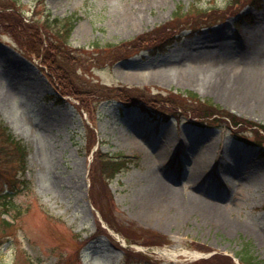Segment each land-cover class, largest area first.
<instances>
[{
  "label": "rangeland",
  "instance_id": "374dc122",
  "mask_svg": "<svg viewBox=\"0 0 264 264\" xmlns=\"http://www.w3.org/2000/svg\"><path fill=\"white\" fill-rule=\"evenodd\" d=\"M196 1L0 0V118L28 146L31 186H17L9 216L0 208V264H223L245 243L264 261V0L233 9L200 0L212 9L172 20L178 4ZM69 17L75 28L61 42L53 19ZM36 20L42 58L59 73L31 53L41 43L27 28ZM126 41L134 47L118 48ZM110 90L128 91L133 104ZM206 100L244 124L197 118ZM96 145L133 161L109 184ZM18 212L16 229L6 228Z\"/></svg>",
  "mask_w": 264,
  "mask_h": 264
},
{
  "label": "trees",
  "instance_id": "16d2710c",
  "mask_svg": "<svg viewBox=\"0 0 264 264\" xmlns=\"http://www.w3.org/2000/svg\"><path fill=\"white\" fill-rule=\"evenodd\" d=\"M226 4L229 5L230 9H233L236 5L239 4L240 1L242 0H226ZM261 0H251V3L253 5H259ZM209 9L212 8H204L201 7L198 3L196 4L193 3L189 8L185 9L183 4H178L173 16H172V20H179L183 17H189V16H196V15H201V14H205L209 11ZM237 12L234 13L233 11H230V14H236ZM202 16H209V15H202ZM244 18H248L250 19L249 15H243ZM55 24L52 26V28L57 24V33H52L53 36L57 39H59V41L64 42V40H68L73 29H74V22H72V18H67L65 20L63 19H53ZM47 26L51 25V21L49 22L48 17L46 19H44L43 21ZM39 25L35 26V29L33 31V34L35 35V33H37L40 36V40L41 43H43V36L42 33L39 30ZM29 30H32V28H30ZM144 35V34H143ZM129 42H124L121 43L118 46V48L124 49V50H130L134 47V43L127 44ZM126 44V46L124 45ZM62 54H64L66 57L69 55L67 51H63ZM46 64H48L52 70L54 71V73H59V71L55 72V68L53 66V63H47L45 61ZM66 87L68 89L72 87L69 84H66ZM65 89V88H64ZM65 89V90H67ZM187 96L190 95V97H193L197 100H200L199 97H197L196 94L192 93L191 91L186 92ZM115 95V96H114ZM114 97H116L117 99L121 100V102H128L131 101V96L128 95V91H119L118 93H114ZM205 105L208 107L209 111L207 114L203 113V115L201 117H197V118H202V119H210L214 121H219V120H224V119H228L229 122H231L234 126H238L240 125V123H242L241 119L236 118L234 115L226 112L225 110H223V108H221L219 105H215L213 103H211L210 101H206ZM200 121V120H199ZM248 124V123H245ZM258 128L264 130V126L263 125H257ZM264 138V137H263ZM27 155H28V151L26 150V147L24 146V144L16 139V137H14V135L11 133V131L9 130V128L7 126H5L3 124L2 121H0V157H3L5 159V165H6V172L11 173L12 171H22L25 172L26 170V162H27ZM101 157V170L102 173L105 174V176H107V180H110L112 178H114L117 173H119L120 171L128 168V162L129 159L126 158V156L122 155V154H116V155H105V154H100ZM11 179L8 181L10 182ZM14 184V183H12ZM11 184V185H12ZM9 195L5 194V195H0V201L2 202V204L0 206L1 209H3V212L6 211V208L10 207V201L7 200V197ZM3 199H6V202H4ZM4 222H6L4 220ZM8 224V223H6ZM239 254V258H240V262L242 264H264V261L257 259L253 253H252V245L250 243H245L242 246L241 251L238 253ZM222 261H224L223 264H234L230 258L228 257H223L221 258Z\"/></svg>",
  "mask_w": 264,
  "mask_h": 264
},
{
  "label": "bare ground",
  "instance_id": "6f19581e",
  "mask_svg": "<svg viewBox=\"0 0 264 264\" xmlns=\"http://www.w3.org/2000/svg\"><path fill=\"white\" fill-rule=\"evenodd\" d=\"M220 75H223V77L225 78L226 81H231V79H233L234 75L232 74V71L229 70V69H225L223 70L222 72L219 73ZM219 75V76H220ZM236 75V74H235ZM259 90L260 89H263L264 88V83L262 84H259ZM243 107H249L250 104L248 102H244L243 104H241ZM257 106L258 108H260V110L264 111V99L261 100V101H258L257 102ZM167 194L169 195V199L171 202L173 203H181L182 202L180 200H178V194L176 191H167ZM184 201V200H183ZM176 203V204H177ZM215 214L219 215V218L223 221V215H224V210L221 208V207H215V210H214ZM194 256H198L199 253L195 252V253H192ZM173 257V256H172Z\"/></svg>",
  "mask_w": 264,
  "mask_h": 264
}]
</instances>
